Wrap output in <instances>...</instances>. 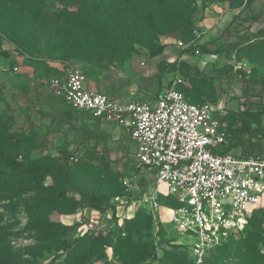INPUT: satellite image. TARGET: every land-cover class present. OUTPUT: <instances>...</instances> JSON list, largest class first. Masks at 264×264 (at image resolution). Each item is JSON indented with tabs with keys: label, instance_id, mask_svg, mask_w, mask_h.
I'll return each instance as SVG.
<instances>
[{
	"label": "rangeland",
	"instance_id": "rangeland-1",
	"mask_svg": "<svg viewBox=\"0 0 264 264\" xmlns=\"http://www.w3.org/2000/svg\"><path fill=\"white\" fill-rule=\"evenodd\" d=\"M255 1L0 0V54L11 57L19 69L47 81L61 76L67 64L77 65L83 70L88 66L111 75L126 65L134 63L136 67L145 57L150 61L158 57L161 59L157 62L158 67L165 66L182 52L190 64L208 74L207 77H198L185 71L187 74L182 76L187 84L181 87L182 90L195 101L223 96L230 118L237 119L244 115L246 109H258L264 103V88L260 83L264 74L259 65L249 68L253 61L258 63L264 59V42L258 41L259 37L253 39L256 33L245 31L247 27L244 30L240 28L244 32L238 30L237 34H229L225 23L234 13L242 17L247 15ZM247 34L250 37L245 38L238 48L210 56L213 63L205 65L202 62L207 60L205 56L190 58L193 55L189 49L191 45L217 38V43L212 44L214 49L222 42H235ZM180 41L188 48L179 47L177 43ZM239 62L249 66L239 68ZM173 78L175 75L169 73L166 80L171 83ZM13 110L8 105L0 106V162H19L22 168L0 167L8 170V175L0 177V248L13 258H19L20 264H67L64 261L67 250L57 249V246L61 243L74 245L76 239L88 232L97 234L96 230L80 228L81 221L85 222L92 207L59 208L51 203H41L40 196L28 188L31 167L36 164L53 166V157L58 152L33 151L29 158L19 159L10 132L19 133L26 128L23 118ZM27 136L26 145L34 147L38 138L34 129L27 130ZM254 143L253 146L257 147L260 142ZM47 172L45 183L59 188L63 175L58 171ZM125 172L142 174L134 158L115 165L110 171L81 165L74 170L73 184L67 187V191L78 199L93 198L108 208L111 205L115 207L111 195L119 190V173ZM17 184H20V194H14L12 190ZM119 212L124 218L121 231L127 235L120 236L115 231L113 243L105 248V255L94 257L87 264H165L173 254L178 255V262L173 264H190L188 259L184 263L187 253L169 221L167 207L162 211L163 220L157 224L153 221L152 226L150 219H146L144 208L138 203H128L125 208L121 206ZM33 216L57 223L56 239H46L41 228L31 226ZM140 216H144L146 222L141 239L134 237L135 240L141 244L159 242V253L163 251V255L166 252L163 261L158 257L142 261L133 252L130 257L137 261L124 263L120 243L133 233L131 220ZM249 217L248 224L233 243L238 250L234 258H228L229 264L247 263L249 245H257L264 253V208ZM98 250L100 255L102 249Z\"/></svg>",
	"mask_w": 264,
	"mask_h": 264
},
{
	"label": "built area",
	"instance_id": "built-area-1",
	"mask_svg": "<svg viewBox=\"0 0 264 264\" xmlns=\"http://www.w3.org/2000/svg\"><path fill=\"white\" fill-rule=\"evenodd\" d=\"M177 45L188 48L181 41ZM192 53L203 56L198 49ZM148 61L145 57L139 62L144 76L152 73ZM202 62L206 65L209 59ZM243 66L249 65H237ZM186 83L177 74L172 83L165 80L153 98L124 100L89 89L85 71L74 64L45 81L47 89L64 97L69 106L125 126L136 143L133 158L142 174L124 177L126 192L115 198V207L92 208L80 228L106 233L115 223L123 225L119 209L128 203L141 205L157 224L167 207L169 221L189 247L194 264H202L211 249L242 231L249 216L264 208V155L226 151L231 131L223 96L190 101L177 87ZM161 195L172 196L178 205L161 204Z\"/></svg>",
	"mask_w": 264,
	"mask_h": 264
},
{
	"label": "trees",
	"instance_id": "trees-1",
	"mask_svg": "<svg viewBox=\"0 0 264 264\" xmlns=\"http://www.w3.org/2000/svg\"><path fill=\"white\" fill-rule=\"evenodd\" d=\"M260 17H261L260 13L245 15L243 17L241 16V14H237L233 17L232 21L230 22V24L227 25L225 30L227 33L231 34V32L233 31L241 30L240 27L242 26L244 21H249V23H252L258 21ZM248 36L250 37V35L248 34L241 35V37L235 42H228V43L226 41L222 42L214 49L212 48V44L217 43L218 41L217 38L208 42H202L196 45H191L189 49L192 52L198 49L200 53L203 55L219 54L223 51H229L230 49L238 48L242 40H244ZM259 36H264V28L260 29L256 33V37ZM160 71L161 73L164 72L173 73L175 76L180 73L184 76L185 74H187L186 72L192 73V75L194 74L195 76L198 77H207L208 75L207 72L201 70L198 66L192 65L185 60H179L172 62L170 64H166L164 67L161 68ZM260 83L262 85V88H264V78H262ZM183 85L185 84H179L177 87L182 90L181 87ZM185 95L190 101L193 102H203L206 99H214L218 97L216 96L212 98H204L201 101H195L189 98L191 96L187 95L186 93ZM263 116H264V103L261 104L258 109H251V108L246 109L244 115L242 117H239L240 119L237 118L233 120L230 118L228 114V119L230 121L229 128L231 131L230 134L231 141L229 146L226 147L225 150L231 151L234 147L242 146L243 151L241 155H249V154L262 155L264 152ZM10 133L12 134L11 141L15 146V153L19 156V159L24 160L25 158H29L33 151H37L38 153H40V152H44L45 150L51 149L48 145V140L46 138H43L41 141H37L34 147L33 146L30 147L26 145L28 136H27V130L25 129H22L21 132L19 133L17 131H12ZM87 140H89V138H87ZM254 142H260V143L257 144L258 145L257 147H254L253 146ZM52 163L53 166L45 165V164H36L32 166L30 170L28 188L30 190L35 191L40 196L41 203H46V204L51 203L59 206V208H67L70 206L72 209L84 208V207H92L101 211H106L108 209L107 205H103L97 199H93V198L78 199L77 197L70 195L69 192L67 191V187L73 184L74 170L76 169V167H79L81 165H90L104 171H110L113 170L111 159L98 153L94 148H91L89 146L83 147L78 139L76 140L66 139L61 145H59L58 154L57 156L53 157ZM12 166L15 167V170H17L16 168H20V169L22 168L19 162L18 163L17 162L8 163V161H5L3 163L0 162V167H5V168L11 167V170H13L14 168ZM47 170L52 172L58 171L63 175L62 176L63 183L59 188H55L45 183V179L48 175ZM6 171L8 170L0 169V177H4L8 175V172ZM134 174L136 173L133 172L119 173V176L121 177L120 187L118 191L113 192V194L111 195L112 196L111 199L114 198L112 204H114L116 197L122 196L126 192L125 191L126 188L123 183V178L126 176H132ZM139 182L144 190L145 180L141 176L139 177ZM1 187L2 186H0V191L2 189ZM12 190L14 191L13 192L14 194H20V184H17ZM111 199L108 202H111ZM159 201L161 202V204L165 206L178 205V202L172 196L169 195L168 196L161 195ZM144 210L146 212L145 208ZM257 210H255L254 212H256ZM61 211H66V210H61ZM146 214H147L146 219H150V225L152 226V222L153 221L155 222L154 215L148 212H146ZM34 217L35 216H33L32 218L33 220L30 223L31 226L39 229L41 228L43 230V232L41 233H45L46 239L49 238L56 239L55 237L58 234L57 227H59V225L53 221H49V220L45 221L43 220L44 217L41 216L39 218L37 217L36 219ZM146 219L144 216H140L137 219L131 220V223L133 225L132 226L133 233L129 235L130 236L129 238H127L124 241H121L120 243L122 248L121 256L122 259L124 260V263L137 261V259L136 260L131 259L130 257V255L133 252H136L137 256L141 257L140 258L141 260L149 259L151 261L153 257H158L160 261H163L162 257L166 252H164L163 255H162L163 251L161 254L159 253V246H158L159 242L154 243L152 241L151 243L149 242L148 244L147 243L141 244L135 240L136 237H138L139 240L141 239L140 237L142 236V230L144 228ZM122 226H120L118 223H115V225L106 233H103L102 231H98L97 234H95L96 233L95 231L88 232L79 239H76L73 243L74 245H67L61 243L60 245L57 246V249L67 250L66 257L64 259V261L67 264H87L89 261L94 259V257L98 256L101 258L103 255H105V248L107 246L112 245L113 243L112 237L114 236L115 231H118L120 236H122V234L124 233L125 236L127 235V232L121 231ZM44 228L46 230H44ZM162 228L163 227H161V230ZM236 237L237 234H232L225 243L211 249L202 264H229L227 263L228 258H234L237 254L238 247L233 245L234 241L237 240ZM99 248L102 249V253L100 255L98 254ZM183 248L188 254L185 255L184 263H186L188 259L190 264H194V258L190 253L189 247L184 245ZM116 251L117 253H119L118 252L119 249L117 248V246H116ZM248 253L249 254L247 258V263L245 264H250V261L252 262V264H264V253L261 252L259 248H257V245H249ZM177 257L178 255L173 254L172 257H169L170 261L166 262L165 264H173L175 262L177 263L178 262ZM19 261H20L19 258L16 259L13 258L11 254L3 251V249L0 248V264H20ZM148 264H151V262H149Z\"/></svg>",
	"mask_w": 264,
	"mask_h": 264
},
{
	"label": "crops",
	"instance_id": "crops-1",
	"mask_svg": "<svg viewBox=\"0 0 264 264\" xmlns=\"http://www.w3.org/2000/svg\"><path fill=\"white\" fill-rule=\"evenodd\" d=\"M256 13L261 15L258 21L252 23L244 21L240 28L244 30L247 27L245 31L248 30L249 33H257L264 28V0H256L252 4V9H248L247 15ZM237 14L234 13V15ZM234 15L229 17L225 23V28L230 24ZM231 33L237 34L238 32L233 31ZM257 38L254 37L253 39ZM258 41L264 42V36H259ZM212 55L215 57L218 54H204L203 56L208 57L206 59L213 63V59L209 58ZM192 57L199 59L198 56L190 55V58ZM186 59L185 53L181 52L169 62ZM148 60L152 73L147 76L142 75L139 71L140 61L136 67L134 63L133 65H126L118 73L111 75L102 74L96 69L86 66L84 71L87 76L88 88L124 100L153 98L164 85L169 73H161L160 70L164 66L158 67L157 62L161 60L158 57L151 61ZM253 65H259L264 74V59H260L258 63L253 61L250 67ZM14 66L17 65L14 64L11 57L0 54V106L8 105L14 109L13 111L23 118L24 128L28 131L34 129L38 136L37 141H41L43 138L48 140L51 149L44 152H58L59 145L66 139H78L83 147L94 148L98 153L111 159L113 167L126 162L128 158H133L136 144L130 139L125 126L103 121L88 112L72 108L64 97L53 94L47 89L43 79L26 70L14 71ZM178 75L182 76L181 73ZM232 151L241 154L243 147H234ZM82 210L80 209L81 212Z\"/></svg>",
	"mask_w": 264,
	"mask_h": 264
}]
</instances>
